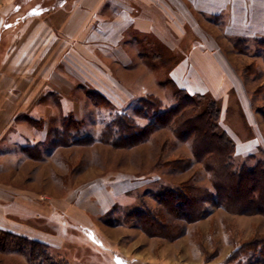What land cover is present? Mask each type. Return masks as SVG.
I'll return each mask as SVG.
<instances>
[{
    "label": "rangeland",
    "instance_id": "1",
    "mask_svg": "<svg viewBox=\"0 0 264 264\" xmlns=\"http://www.w3.org/2000/svg\"><path fill=\"white\" fill-rule=\"evenodd\" d=\"M62 1L0 0V13L6 14L8 27L13 28ZM239 48H235L238 53L248 56L244 57L242 68L248 102L239 94L231 95L227 102L222 98L219 101L222 106L227 103L222 124L236 142V161L249 160L252 166L264 158V38L247 41ZM165 53V60L158 59L154 68L157 87L150 90L153 94L144 96V90L135 89V97L126 106L115 105L108 99L106 102L98 96L103 93L94 87L76 91L74 96L80 98L77 101L82 104L83 119L70 127L71 137L67 139L70 145H60L57 133L63 131L64 114L73 111L70 107L66 111L63 99L59 100L60 116L44 122L23 115L1 143L0 181H13V191L27 195L28 203L44 212H31L33 216L27 220L58 236L53 244H47L54 259L68 264H256L258 257L250 258L245 246L264 237L262 214H234L211 205L207 217L188 224L185 234L175 240L150 236L128 219L134 210L157 206L162 186L180 185L194 175L198 183L213 188L209 173L195 160L186 171L165 169V161L193 157L190 144L178 140L168 128L157 129L149 141L132 148H116L100 141L104 126L117 114L126 113L139 125L149 122L135 112L136 107L142 106V98L158 97L162 110L176 104L178 86L169 69L181 59L182 52ZM141 78L136 77L137 81ZM86 136L94 137V142L79 143L78 139ZM171 141L177 145L163 149L164 142ZM124 180L138 185L127 192L114 191V183ZM95 182L102 184L106 196L116 203L107 213L104 209L96 212L104 207L105 199L91 195ZM74 211L84 212L81 214L84 219L78 218ZM1 232L10 231L0 229V236ZM0 264H31V261L28 253L0 241Z\"/></svg>",
    "mask_w": 264,
    "mask_h": 264
},
{
    "label": "crops",
    "instance_id": "2",
    "mask_svg": "<svg viewBox=\"0 0 264 264\" xmlns=\"http://www.w3.org/2000/svg\"><path fill=\"white\" fill-rule=\"evenodd\" d=\"M9 23L0 13V145L23 115L44 122L60 116L61 99L73 109L64 116L82 120L74 93L85 87L118 106L132 101L135 89L153 94L154 68L166 50L182 52L169 69L178 88L225 102L239 94L247 104V55L235 48L238 40L264 38V0H63L13 28ZM126 181L114 183V191L138 185ZM92 185L91 195L105 199L96 212L107 213L116 203L102 184ZM12 186L0 181V229L53 244L58 236L27 220L44 212ZM73 213L84 219V212Z\"/></svg>",
    "mask_w": 264,
    "mask_h": 264
},
{
    "label": "trees",
    "instance_id": "3",
    "mask_svg": "<svg viewBox=\"0 0 264 264\" xmlns=\"http://www.w3.org/2000/svg\"><path fill=\"white\" fill-rule=\"evenodd\" d=\"M244 43L247 41L238 40L237 48ZM98 96L108 102L105 96ZM176 101L172 107L162 110V100L158 97L142 98V106L136 107L135 112L149 122L139 125L128 114H117L104 126L100 141L116 148H132L149 141L157 129L168 128L178 140L190 144L193 157L165 161V169L186 171L195 160L209 173L213 188L198 183L194 175L180 185L162 186L157 206L143 205L144 208L131 212L128 219L150 236L175 240L185 234L188 224L207 217L211 205L234 214L264 215V158L252 166L249 160L236 161L237 145L222 124L223 106L219 99L178 88ZM64 122L63 131H57L60 145H70L67 142L71 137L70 127L79 121L70 114ZM78 140L89 144L94 142V137ZM167 145L174 147L177 142H164L163 149ZM0 241L28 253L31 264H68L49 255L44 242L12 232H1ZM245 247L250 258L258 257L256 264H264V237L248 242Z\"/></svg>",
    "mask_w": 264,
    "mask_h": 264
}]
</instances>
